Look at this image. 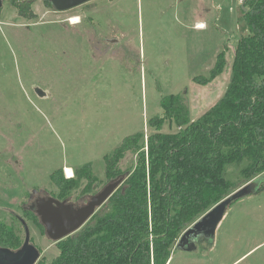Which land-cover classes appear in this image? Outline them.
<instances>
[{"label": "rangeland", "instance_id": "1", "mask_svg": "<svg viewBox=\"0 0 264 264\" xmlns=\"http://www.w3.org/2000/svg\"><path fill=\"white\" fill-rule=\"evenodd\" d=\"M241 1L90 0L59 11L36 0L37 17L26 20L11 0H2L0 225L24 242L19 216L24 218L40 260L58 257L57 244L25 214L31 197L58 198L50 175L63 168L64 177L74 178L75 168L86 164L99 180L94 193L78 190L61 200L81 203L94 196L111 182L105 156L132 134L148 140L149 121L164 114V97L186 96L194 120L218 103L231 80L239 39L249 34ZM202 22L206 27L198 29ZM223 51L226 70L209 84H197L194 78L208 75ZM35 86L48 98L38 97ZM176 131L169 123L163 129ZM137 159L127 154L121 170ZM240 170L232 166L228 176L242 182ZM215 229L191 245L178 246L180 237L169 264H264V192L230 205Z\"/></svg>", "mask_w": 264, "mask_h": 264}, {"label": "trees", "instance_id": "2", "mask_svg": "<svg viewBox=\"0 0 264 264\" xmlns=\"http://www.w3.org/2000/svg\"><path fill=\"white\" fill-rule=\"evenodd\" d=\"M35 1L11 4L21 18L33 20ZM244 3L249 34L239 39L222 99L194 120L186 96L164 97L163 116L149 121V139L144 133L132 134L105 156L108 181L130 176L84 227L57 243L58 257L37 264H169L173 245L213 207L247 183L253 186L245 196L264 192V0ZM227 63L223 51L208 75L195 77V82L215 81ZM167 123L177 131L164 133ZM130 153L137 156L136 165L123 172L121 163ZM232 166L241 168L242 182L228 176ZM74 176L64 177L63 168L50 175L59 199L78 190L94 193L99 180L92 164L75 168ZM25 214L44 231L33 211ZM22 243L1 223L0 247L17 250Z\"/></svg>", "mask_w": 264, "mask_h": 264}, {"label": "water", "instance_id": "3", "mask_svg": "<svg viewBox=\"0 0 264 264\" xmlns=\"http://www.w3.org/2000/svg\"><path fill=\"white\" fill-rule=\"evenodd\" d=\"M2 0H0V8ZM48 1L54 8L59 11H69L90 0H45ZM245 0L242 1V7L246 10ZM45 90L37 89L38 96L45 95ZM129 173H124L121 176L112 179L100 191L90 196L86 201L81 203H72L68 200H61L49 196L44 193L36 202L29 208L39 217L41 225L44 227V232L47 237L54 243H58L70 236L76 234L78 230L90 221L97 210H99L106 202L113 197L114 193L122 186L129 177ZM253 184L249 183L236 193L232 194L225 201L213 207L205 216L196 221L187 229L181 236L178 246L184 243L189 244L190 239H195L198 236H205L214 233L215 228L223 219L226 209L238 199L243 198L251 192ZM23 223L25 231V240L17 250H12L6 247H0V264H37L41 259L42 252L32 242V234L26 220L19 216ZM188 242V243H187ZM192 243H190L191 245Z\"/></svg>", "mask_w": 264, "mask_h": 264}, {"label": "flooded vegetation", "instance_id": "4", "mask_svg": "<svg viewBox=\"0 0 264 264\" xmlns=\"http://www.w3.org/2000/svg\"><path fill=\"white\" fill-rule=\"evenodd\" d=\"M35 88V92H36V95H38L37 94V89H39L40 87H38V86H35L34 87ZM41 89V88H40ZM44 90V89H43ZM45 92V95H43V96H38V97H40V98H48V93H47V91L45 90L44 91ZM43 194L44 193H41V194H38V195H36V196H33V197H31V205H33L35 202H36V200L40 197V196H43ZM31 205H29V208L31 207ZM25 209H26V207H24ZM30 210V209H29ZM201 238H199V236L197 237V240L199 241ZM194 240H196V238L195 239H190L189 240V242H194Z\"/></svg>", "mask_w": 264, "mask_h": 264}, {"label": "bare ground", "instance_id": "5", "mask_svg": "<svg viewBox=\"0 0 264 264\" xmlns=\"http://www.w3.org/2000/svg\"><path fill=\"white\" fill-rule=\"evenodd\" d=\"M79 20H78V18L77 17H75V18H72V23H77ZM206 27V24L205 23H199V25H198V29H202V28H205ZM66 170V174H67V176L68 177H73L72 175H73V172H72V170L69 168V167H66L65 168Z\"/></svg>", "mask_w": 264, "mask_h": 264}, {"label": "built area", "instance_id": "6", "mask_svg": "<svg viewBox=\"0 0 264 264\" xmlns=\"http://www.w3.org/2000/svg\"><path fill=\"white\" fill-rule=\"evenodd\" d=\"M242 1H243V0H242ZM242 1H241V2H242Z\"/></svg>", "mask_w": 264, "mask_h": 264}]
</instances>
